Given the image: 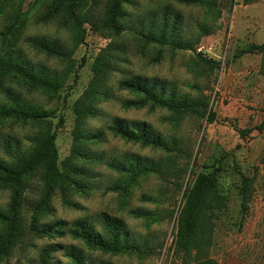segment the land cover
Returning a JSON list of instances; mask_svg holds the SVG:
<instances>
[{
    "label": "rangeland",
    "instance_id": "rangeland-1",
    "mask_svg": "<svg viewBox=\"0 0 264 264\" xmlns=\"http://www.w3.org/2000/svg\"><path fill=\"white\" fill-rule=\"evenodd\" d=\"M48 2L16 0L4 6L0 1V54L68 76L64 87L52 97L24 81L8 79L2 90L51 114L48 120L59 163L72 150L74 104L92 84L99 82L100 93L89 106L93 115L86 120L79 157L72 163L83 172L80 188L70 195L68 205L55 194L39 224L70 225L86 219L106 239L101 218L107 215L121 223L130 243L140 251L112 256L84 250L89 264H182L174 254V237L185 193L202 176L211 175L224 207L208 211L199 225L203 259L264 264V56L241 55L251 45H264V0H125L118 19L124 31L119 35L97 31L113 0H91L72 20L61 13L51 22H40ZM166 11L171 20L178 16L179 23L171 33L169 22L168 42L161 46L152 40L160 34L161 15ZM31 40L53 42L70 58L49 57ZM177 44L190 49L178 50ZM98 60L101 76L94 79ZM136 79L164 83L178 100L204 101L206 112L195 116L150 104L129 105L143 97L123 91L120 85ZM116 119L145 124L174 151L114 137L108 128ZM97 131L102 138L93 137ZM247 131V136L240 135ZM40 132L32 122L9 120L0 126V140L10 137L27 146L26 138ZM100 154L122 164L136 157L142 167L153 164L163 175L139 177L127 187L130 176L107 168L98 160ZM41 185L39 175L26 182V222ZM116 187L127 190L114 191ZM9 199L10 193L0 189V209L6 208ZM27 244L31 247L16 246L0 264H38L39 252L49 244L80 247L67 237L30 243L28 239ZM56 258L64 261L60 254Z\"/></svg>",
    "mask_w": 264,
    "mask_h": 264
},
{
    "label": "trees",
    "instance_id": "trees-1",
    "mask_svg": "<svg viewBox=\"0 0 264 264\" xmlns=\"http://www.w3.org/2000/svg\"><path fill=\"white\" fill-rule=\"evenodd\" d=\"M3 5L16 0H0ZM23 2L24 0H18ZM91 0H49L40 17V22H51L59 14H63L67 20H72L75 14ZM125 0H113L110 8L103 19L102 26L97 31L109 30L115 35L124 30L118 24L120 18V6ZM248 0H245L247 3ZM162 29L159 36L152 40L164 46L167 41V31L171 22L170 32L176 30L179 17L174 16L171 20L166 11L161 15ZM79 28L78 24H75ZM16 26L12 27V31ZM11 33V32H10ZM33 46L40 49L49 57L58 59L70 58L69 53L62 47L46 40H31ZM178 50L188 51L190 46L176 45ZM260 54L264 56V45H251L241 51V55ZM206 64L209 62L202 60ZM94 67V79L101 76V65ZM68 76L51 74L43 67H35L19 59L6 54H0V126L9 121L32 122L39 125L41 132L26 138L27 146H21L17 140L5 137L0 140V189L10 193L9 203L5 209H0V262L15 252V247L30 248L27 244L32 239H63L67 237L71 242L80 247L62 244L46 245L38 254V264H89L84 250L99 252L108 255H121L128 253H139V248L130 243L121 223L107 215L101 218V224L106 234V239L97 231L96 225L89 220H78L68 225L64 222L54 224H39V218L46 211L48 204L55 194L59 195L64 205L69 204V197L80 188L79 181L83 172L72 167V163L79 157V142L82 137L86 120L93 115L90 104L100 93L99 82L92 84L73 106L75 116L74 129L72 132V150L70 156L59 163L58 151L55 144V135L52 131L51 122L48 120L51 114L29 105L23 98L10 91H4L3 84L8 79L26 82L31 88L41 90L50 96H57L64 87ZM123 91L138 94L143 97L136 105L143 107L150 104L154 107L166 109L175 114H189L200 116L206 112L207 104L204 101L189 102L186 98L176 99L175 92L169 90L164 83L153 82L148 84L139 79L131 82H123L120 85ZM3 97V99L1 98ZM210 114V123L213 121ZM108 130L125 143L140 144L143 147L163 150L171 153L174 150L162 142L159 135H154L145 124H129L123 120L116 119ZM250 131L240 132L242 137L247 136ZM94 138H102L100 131L93 133ZM110 170L127 174L130 176L129 187L137 178L149 174L162 177L163 172L153 164L142 167L140 160L131 157L127 164H122L117 159H106L102 154L98 156ZM34 175L41 178V190L39 199L32 209V215L28 222L24 220L23 203L25 201L26 182ZM125 188H114V191ZM185 202L176 222V233L174 237L175 251L182 264H219L210 259H203L205 245L200 240L201 232L199 225L204 221L208 211L214 208L224 207L223 199L218 195L215 188V180L210 176H202L191 190L185 193ZM27 244V247H26ZM61 255L64 261L57 259Z\"/></svg>",
    "mask_w": 264,
    "mask_h": 264
}]
</instances>
